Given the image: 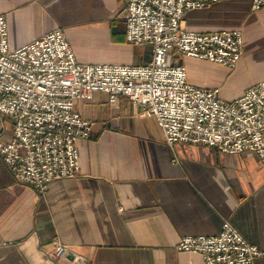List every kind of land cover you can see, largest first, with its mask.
Wrapping results in <instances>:
<instances>
[{"label": "crops", "instance_id": "obj_1", "mask_svg": "<svg viewBox=\"0 0 264 264\" xmlns=\"http://www.w3.org/2000/svg\"><path fill=\"white\" fill-rule=\"evenodd\" d=\"M123 6L122 0H0V14L12 49L62 28L81 63L145 65L152 48L127 41ZM184 25L243 34L233 69L185 57L192 84L219 88L230 101L264 80V7L213 0L187 11ZM75 109L92 122L91 137L78 141V176L39 192L16 181L0 153V264H205L200 253L177 245L187 235L218 234L226 220L263 251L255 264H264V161L256 153L183 142L171 148L155 116L127 96L110 102L97 92L76 100ZM12 136V121L0 115V141ZM55 238L70 247L66 258L49 257Z\"/></svg>", "mask_w": 264, "mask_h": 264}, {"label": "built area", "instance_id": "obj_2", "mask_svg": "<svg viewBox=\"0 0 264 264\" xmlns=\"http://www.w3.org/2000/svg\"><path fill=\"white\" fill-rule=\"evenodd\" d=\"M122 1L127 41L152 48L145 65L81 63L62 28L12 49L7 19L0 14V115L13 124L0 153L14 179L45 192L52 181L79 175L78 141L91 137L92 122L75 109V101L97 92L110 102L127 96L140 112L155 116L171 148L183 142L230 154L252 151L264 161V80L227 101L219 88L192 84L183 63L195 57L235 68L243 52L242 30L185 27L187 11L213 0ZM262 7L264 0H252V10ZM53 245L48 253L53 260L71 253L58 238ZM177 248L200 253L205 264H255L263 255L228 220L218 234L184 236Z\"/></svg>", "mask_w": 264, "mask_h": 264}]
</instances>
